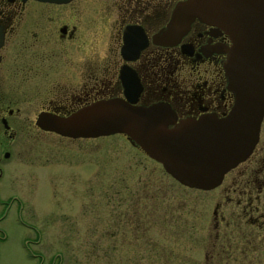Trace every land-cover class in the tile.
<instances>
[{"label": "flooded vegetation", "instance_id": "obj_1", "mask_svg": "<svg viewBox=\"0 0 264 264\" xmlns=\"http://www.w3.org/2000/svg\"><path fill=\"white\" fill-rule=\"evenodd\" d=\"M178 1L0 0V210L23 204L20 190L32 187L35 158L49 151L35 149L41 137H100L73 138L45 130L36 123L42 112L68 116L114 99L166 104L176 123L205 115L222 118L230 112L234 93L224 64L232 41L221 27L195 19L177 42L154 40ZM224 183L236 194L231 198L236 205H249L252 236L264 248V117L252 152L218 187ZM93 200L91 193L85 205L95 213ZM79 204L84 205L83 198ZM62 215L68 220L67 213ZM119 219L117 214L111 217V238ZM128 222L122 220L124 226ZM71 230L68 224L60 232L66 236Z\"/></svg>", "mask_w": 264, "mask_h": 264}, {"label": "rangeland", "instance_id": "obj_2", "mask_svg": "<svg viewBox=\"0 0 264 264\" xmlns=\"http://www.w3.org/2000/svg\"><path fill=\"white\" fill-rule=\"evenodd\" d=\"M39 143L35 149L49 151L35 158L32 187L20 190L23 204L0 210V264H264L250 207L231 200L227 183L186 187L120 133L92 140L52 133ZM91 193L95 213L86 210ZM114 214L120 219L111 238ZM68 224L71 233L62 236ZM232 228L247 237L249 252H240L244 241L225 260L213 259L216 238ZM233 238L225 237L229 244Z\"/></svg>", "mask_w": 264, "mask_h": 264}, {"label": "water", "instance_id": "obj_3", "mask_svg": "<svg viewBox=\"0 0 264 264\" xmlns=\"http://www.w3.org/2000/svg\"><path fill=\"white\" fill-rule=\"evenodd\" d=\"M195 19L221 27L231 38L224 68L234 104L227 115L176 123L166 104L144 106L114 99L68 116L42 112L37 125L73 138L124 134L180 184L204 191L218 187L252 152L264 117V0L178 1L154 40L177 42Z\"/></svg>", "mask_w": 264, "mask_h": 264}, {"label": "trees", "instance_id": "obj_4", "mask_svg": "<svg viewBox=\"0 0 264 264\" xmlns=\"http://www.w3.org/2000/svg\"><path fill=\"white\" fill-rule=\"evenodd\" d=\"M246 224H247V226H249L248 223H246ZM234 231H235V228H232L231 232L224 233L221 237L216 238V243H215L216 251L212 255L213 259H216L217 261L225 260L231 251L236 252L237 246L240 242H244L245 239H247V237H245L243 235L233 233ZM225 237L226 238L236 237V238H233V240H236V241L233 244H229L228 242H230V241L225 239ZM240 250H241L240 252L242 254H247V252H249L250 249H249V246L247 244V241L244 242V246L243 247L241 246Z\"/></svg>", "mask_w": 264, "mask_h": 264}]
</instances>
